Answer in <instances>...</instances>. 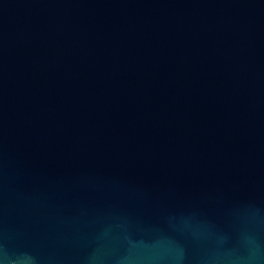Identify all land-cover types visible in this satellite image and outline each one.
<instances>
[{
	"label": "water",
	"instance_id": "1",
	"mask_svg": "<svg viewBox=\"0 0 264 264\" xmlns=\"http://www.w3.org/2000/svg\"><path fill=\"white\" fill-rule=\"evenodd\" d=\"M0 264H264V0H0Z\"/></svg>",
	"mask_w": 264,
	"mask_h": 264
}]
</instances>
